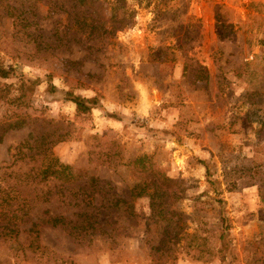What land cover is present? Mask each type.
<instances>
[{"label":"rangeland","instance_id":"1","mask_svg":"<svg viewBox=\"0 0 264 264\" xmlns=\"http://www.w3.org/2000/svg\"><path fill=\"white\" fill-rule=\"evenodd\" d=\"M123 4L130 24L112 30ZM95 9L110 32L87 39L43 0H0L9 70L0 124L28 120L0 143V213L8 202L32 210L13 238L0 237V264H264V0H99ZM73 96L97 104L78 112ZM35 145L78 184L98 179L78 196L95 191L85 202L101 232L76 238L46 225L30 245L45 209L71 215L80 202L50 196L34 177L48 162ZM144 182L164 196L132 197ZM71 187L56 189L73 198ZM113 194L127 203L113 205Z\"/></svg>","mask_w":264,"mask_h":264},{"label":"trees","instance_id":"2","mask_svg":"<svg viewBox=\"0 0 264 264\" xmlns=\"http://www.w3.org/2000/svg\"><path fill=\"white\" fill-rule=\"evenodd\" d=\"M37 1V0H36ZM48 5H50L51 9L56 7L61 12H64L67 15V20L71 23L69 26L70 29H75L82 37L85 38H96L101 36L109 31V27L112 30H119L126 27L130 24L129 20L126 18V7L123 4L122 6L117 5L113 8L112 12V22L108 27V22L104 20L101 16L97 14L95 9L96 3L99 0H43ZM69 3V4H67ZM59 7H57V6ZM18 9V8H16ZM120 17V18H119ZM110 32V31H109ZM9 70L5 69L3 65L0 64V77H8ZM198 78L207 79L208 75L206 74V70H201L200 73L198 72ZM1 84V82H0ZM2 86V85H1ZM5 86V84H4ZM4 87L0 89V99L4 96ZM73 102H75L78 112H89L91 111L92 107L97 104V99H86L82 98L81 96H73L70 98ZM20 100V99H18ZM28 123V120L24 116L17 115L13 118V120H7L4 123L0 124V143L4 140V134L12 129H19L24 127ZM32 136V135H30ZM29 140H25L21 145L25 147H30ZM35 149V152L32 154L33 156L40 155L43 159H48L46 166L39 169V171L35 174V178H40L41 181L49 182L47 184L49 195H61L63 198V202L71 205L73 201L76 202L78 209L77 211L73 212L71 215H67L63 212L54 213L52 214L51 208H47L44 210L46 216L44 218L38 219L32 222L31 227L28 229L27 238L30 239V245H34L37 243L39 239L40 229L43 226H62V227H69V232L74 235L76 238H83L88 234H92L94 232H101L103 230L104 224H102L98 220V215H95L92 211L87 210L85 200L90 198L89 202H93L95 200V191H91L87 198L81 199L79 195V191L81 189L85 190L88 185H98L99 181L95 176L90 177L88 180L84 182L83 185L78 184L81 180V175L77 174L70 165L61 162L57 158H54L51 155L50 147H45L43 150H40L41 147L39 145H35L32 150ZM144 165V164H143ZM58 183V185H57ZM60 186H72L70 189L71 193L73 192L74 188H78L76 190V195L71 198L70 194L65 192H61L56 188ZM54 190V191H53ZM149 195L153 199L155 198H162L164 193L161 194L160 186H155V184L148 186L144 183H137L134 185L132 190V197L133 196H141V195ZM114 195V194H113ZM50 196H48L47 200H50ZM95 196V197H94ZM114 195L112 199V204L119 206V204H126L127 200L120 196ZM152 202L155 203V200ZM156 204L159 205V202L156 200ZM153 212L155 213L159 208H155V204H152ZM5 209L2 210L0 213V237L5 238H13L14 236V229L18 227L20 221L24 219V217H29L31 215L30 205L25 203H20L18 205L15 202L7 203V206L4 207ZM165 213L162 209L158 211V214ZM167 213V212H166ZM17 237V234L15 235ZM158 247H154L153 249H157Z\"/></svg>","mask_w":264,"mask_h":264}]
</instances>
